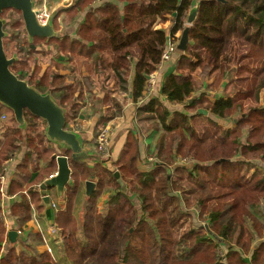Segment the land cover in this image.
<instances>
[{"label":"trees","instance_id":"trees-1","mask_svg":"<svg viewBox=\"0 0 264 264\" xmlns=\"http://www.w3.org/2000/svg\"><path fill=\"white\" fill-rule=\"evenodd\" d=\"M92 1L74 2L69 19L80 13L83 18L76 36L62 40L34 38L29 42L24 27L16 30L23 26L22 20L6 19L9 29L5 36L16 40L11 53L16 60L10 70L38 92L50 94L64 110L66 128L80 109L79 93L96 86V80L84 74L69 83L67 75L59 71L65 68L62 61L52 62L55 70L42 71L38 64L30 67L28 61L39 54L41 43L50 45L53 58L62 55L66 62L75 60L79 70L85 67L95 72L97 80L102 77L107 83L113 79L122 88L132 66L128 93L136 105L135 121L140 130L160 128L153 151L157 163L149 171L137 168L134 125L112 168L99 163L95 176L67 149L70 181L54 218L62 236V256V250L51 257L45 255L38 247L41 233L34 232L13 242L0 255V264H264V239L252 247L254 235L246 226L251 219V228L261 238L264 225L251 212L264 204V173L249 176L245 172L247 161L264 160V0H117L122 2L121 10L112 0L94 7ZM195 8L186 49L174 50L179 52L175 71L164 78L160 88L167 101L184 106L185 112L170 114L159 96L146 98V76L159 67L166 48L167 33L161 25L172 23L170 33L177 43L187 14ZM229 48L233 49L230 63L224 59ZM220 86L222 92L215 96L211 90ZM120 108L112 98L99 124L118 114ZM200 111L229 127L216 119H208L203 129L201 123L194 126L191 121ZM43 131L38 130L31 139H24L19 131L9 137L0 148V173L4 162L19 150L15 141L23 138L22 173L36 159H43L47 166L34 180L47 177L55 169L54 155L59 154L45 143ZM175 154L191 156L192 167L173 166ZM90 177L97 180L96 190L76 210L84 182ZM104 192L109 196L99 210L97 202ZM28 194L13 209L19 219L30 215L32 204L37 216L43 209L39 194L31 190ZM181 201L187 209L196 207L203 225L193 228L191 224L176 236L175 228L183 227L189 217ZM5 237L0 209V245ZM222 249L224 259L216 254Z\"/></svg>","mask_w":264,"mask_h":264},{"label":"crops","instance_id":"crops-1","mask_svg":"<svg viewBox=\"0 0 264 264\" xmlns=\"http://www.w3.org/2000/svg\"><path fill=\"white\" fill-rule=\"evenodd\" d=\"M44 0H34V3H43ZM46 6L49 8V11L51 12V15L55 13V16L52 19V25H53V31L55 33V36L50 39H57L62 40L65 36H76L77 27L80 25L81 20L83 18V13H80L79 15H76L74 20L69 19L68 11L74 4L76 0H45ZM50 1V2H49ZM107 0H93L91 2V6H98L102 2ZM115 4L118 5L119 10H121L122 2L117 0H112ZM64 16V19H67L68 22H66V26H68V32H59V25L58 20L59 18H62ZM63 26L62 24L60 27ZM162 28L165 29V32L167 33L170 31L171 25H165L164 23L161 25ZM29 41V40H28ZM31 42V41H29ZM94 42L88 43V45L93 44ZM42 45V43H41ZM40 45V46H41ZM44 46L38 47L37 51H40L39 54L41 55H47V54H53V51L51 50V47L49 44L45 43ZM179 56V53L172 57L171 59H168L164 63H162L152 74H155V83L152 87L150 94L146 97L151 96H159V99L162 101L163 105L166 107L167 111L170 114H173L174 111L178 112H185L184 106L182 104H172L169 101H167L163 96L160 95V88L163 83L164 78L173 73L175 71V63ZM54 61L60 62L62 61L65 65L64 69H60L61 74L67 75V81L71 84L75 83V78L81 77L82 75H88L90 77H93V79L96 80V86L93 88H90L89 90L83 89L79 95L80 99L78 100V103L80 104V109L77 113V115L74 118H70L68 122L66 123V129L74 132L79 136L81 139V151L79 159L81 161L85 162L93 171L94 176L96 172V166L100 163L101 165H104L106 167L112 168V163L114 160H116L119 156L120 150L123 147V144L125 142L127 133L132 130L133 125L136 130H133L135 135L138 138V150H139V158L137 160V168L140 171H149L152 169L155 164L157 163V159L154 156V142L157 137V135L160 133V128L155 127L153 129L148 130H140L139 126L137 125V122L135 121L136 116V105L133 102L132 98L130 97L131 90V82L133 79V67L131 66L130 74L126 80V83L123 84V87L120 85L115 84L114 80H108L107 83H105L102 79V77H99L100 79L97 80V76L95 75V72H91L89 70H86L85 67L78 69L76 66V61L74 60L72 63L66 62L62 55H57L55 58H53ZM40 65V64H38ZM41 67V66H40ZM52 68L55 70L54 66H49L48 68ZM47 68V69H48ZM42 69V67H41ZM46 70L45 68L42 69V71ZM213 78V77H210ZM209 78V79H210ZM211 80V79H210ZM209 80V81H210ZM213 80V79H212ZM212 82V81H211ZM113 84V85H112ZM213 86V83H212ZM211 86V87H212ZM222 87L219 88H212L211 91L215 96H218L221 94ZM125 91L126 93H123ZM148 92V89H147ZM212 93H210L212 95ZM78 94V91L75 92V95ZM126 94V95H125ZM113 95V96H112ZM125 96V98H124ZM105 98H108L106 101ZM112 98L116 99L117 102L121 105L120 111L118 114L110 118L109 120L103 122L105 123L102 127H108L110 130V126H112V123H116V125L112 128V130L109 132V138H110V157L109 160H102L97 155V149H96V135L100 128H97L99 124L98 115H100V112H107L110 109V101ZM83 99L84 103H81V100ZM94 110L95 113L91 114V111ZM189 115H192L194 113H188ZM29 115V114H28ZM4 116V117H2ZM31 116V115H29ZM26 117L24 116V123L18 124L11 111L0 104V148L4 144V142L11 136L16 135V131H19L22 133V136L24 139H31L35 138L36 132L43 131L42 135L45 137V143L51 145L57 154H64L66 150L62 149L59 145L56 143L51 142L47 139L45 136V129L46 125L45 122L41 119H38L36 117ZM193 120L191 121L192 124L196 127L199 126L201 123L202 129L204 126H207L208 119H216L218 123L224 124V127L228 126V123L221 121L218 118H214L213 115L209 114L207 111H200L198 113H195V116H193ZM79 120L84 123H80L78 125L79 129L75 126L73 123L74 121ZM118 120V121H117ZM23 139V138H22ZM18 139L15 141V145H19V150L15 152L11 157H9L2 167V173H0V209L2 213V220L3 225L6 230V237L1 242L0 245V255H4L9 249L12 242L7 237V232L10 230L20 231V234L17 232V240H25L31 233L39 232L41 233V242L38 244L39 249L48 257H51L53 252H59L61 251L62 242L59 240H56V235L51 233V227L55 226V212L57 211L59 205L63 204V198H64V189L62 194H60L56 187H50L46 188V195L49 197L50 205L46 206L43 201V197L40 193V186L39 184L42 181H45L47 177L50 174H54L57 171V164L55 161V169L48 174L47 177H44L42 180L35 181L37 175H39V172L44 169L47 166V161L43 159H39L32 164H36L35 168H32V164L28 165L26 168V173H22V169L19 167L20 162L24 156L26 145L24 144V140ZM67 153V152H66ZM144 159V160H143ZM174 164L177 163L176 156L174 158ZM173 165V166H175ZM192 167V165L190 166ZM248 171L250 174H254L257 172L264 173V167L263 166H249ZM91 180V177L87 179L86 181ZM70 181V180H69ZM95 186L92 192L96 190L97 187V180L93 179ZM19 182L21 185H19ZM31 190L33 192H36L39 194L40 203L43 206V209L41 211L40 216H37L35 207L32 204L31 205V212L30 215L23 218H18L16 215H13V209L15 208V205H20L22 200L28 199V191ZM108 194L106 192L102 193L101 196L98 199L97 207L99 210L103 208L105 205V202L108 199ZM84 197H87L85 193V182L83 185V191L80 198V201L78 202L76 210L80 207L82 203V199ZM54 203L56 207L54 208L51 204ZM75 210V212H76ZM75 212L72 214L74 216ZM264 232V229H263ZM61 242V243H60ZM49 244H52L55 246V250H52L49 246ZM18 248H22L21 246H18ZM60 254V253H59ZM253 255V251H251V256Z\"/></svg>","mask_w":264,"mask_h":264},{"label":"water","instance_id":"water-1","mask_svg":"<svg viewBox=\"0 0 264 264\" xmlns=\"http://www.w3.org/2000/svg\"><path fill=\"white\" fill-rule=\"evenodd\" d=\"M4 9L18 11L21 15L24 30L29 41L35 37L50 39L55 36L53 31V13L46 25H41L35 18L34 0H0V15ZM197 9H193L187 14L186 27L182 30L176 49L184 52L188 43L189 26L195 19ZM5 19L0 17V104L8 107L18 124L24 123L25 113L37 117L45 122V136L48 140L56 143L62 149L70 150L72 157L79 159L81 151V139L74 132L65 128L64 110L53 100L49 93L42 94L27 81L21 80L11 70L10 66L16 60L15 57H7L3 39L5 38ZM167 44V41H166ZM149 79V76H146ZM57 164L56 175L46 179L40 186L42 199L46 206L50 205V199L46 195V187H56L62 194L64 187L69 183L71 170L68 165V157L64 154L54 155ZM119 179V174L114 172ZM95 183L93 178L85 181V193L89 196ZM207 229V227H205ZM17 232L10 230L7 232L8 239L13 243L17 239Z\"/></svg>","mask_w":264,"mask_h":264},{"label":"rangeland","instance_id":"rangeland-1","mask_svg":"<svg viewBox=\"0 0 264 264\" xmlns=\"http://www.w3.org/2000/svg\"><path fill=\"white\" fill-rule=\"evenodd\" d=\"M50 2V1H49ZM37 4H41L40 2L39 3H37ZM38 6V5H37ZM37 6L35 5V9H37ZM174 16V15H173ZM0 17L1 18H3V19H9V20H15L16 21V19L17 20H19V21H21V15H20V13L18 12V11H14V10H11V9H4L2 12H1V15H0ZM12 17V18H11ZM171 20H172V18H171ZM66 22H68V20L67 19H64V16L62 17V18H59V20H58V25H59V32H68V26H66ZM63 25V26H61L60 27V25ZM162 24V23H161ZM164 24L167 26V25H171V27H172V23L170 22V21H165L164 22ZM185 25H186V23H185ZM9 29V24L8 23H6L5 25H4V31L5 30H8ZM23 29V26L21 25V26H18V28L16 29V30H22ZM8 34V33H7ZM181 34V33H180ZM180 34H179V36H180ZM22 36V35H21ZM6 37V39H5V53H6V55H7V57H15L16 58V56L15 55H12L11 53H12V51H13V49H14V45H15V43H16V40H10L9 39V36H5ZM35 38H39V37H35ZM180 38V37H179ZM179 40V39H178ZM177 43H178V41H177ZM44 45L42 44L41 46L39 45V47H40V49H41V47H43ZM176 46H177V44H176ZM16 48V47H15ZM178 51V50H177ZM179 52H172L171 54H170V56H169V58L168 59H171L172 57H174L175 55H177ZM54 58H55V56H54ZM232 58H233V49L232 48H229V50L225 53V56H224V59L228 62L229 61V63L231 62V60H232ZM167 59V60H168ZM167 60H165V61H167ZM54 61V59H53V56L51 55V54H47V55H41V54H36L32 59H30V61H28L29 63H30V67H32L33 68V66H35V65H37V64H40V66L42 67V69H47L50 65H53V62ZM165 61H163L162 63H164ZM161 63V64H162ZM160 64V65H161ZM159 65V66H160ZM32 82V81H31ZM113 85V84H112ZM123 93H126L125 91H123ZM126 95V94H125ZM113 96V95H112ZM124 98H125V96H124ZM4 107H6V106H4ZM7 109H9L8 107H6ZM9 111H11L10 109H9ZM94 114L95 113V111L94 110H92L91 111V114ZM106 113H108V112H103V111H101L100 112V115H98V119L102 116V115H104V114H106ZM25 116L26 117H28L29 115L27 114V113H25ZM29 117H31V116H29ZM84 120H82V121H79V120H76V121H74L73 123L75 124V126H78V125H80V123L82 122V123H84L83 122ZM118 121V120H117ZM115 122V121H114ZM112 123V126H110V130H112V128L116 125V123ZM105 123H100V124H98V126H97V128H99V127H102L103 125H104ZM229 127V125L227 126V127H224V128H228ZM104 128H106L108 131H110L109 130V128L106 126V127H102V128H100L99 129V131H98V133H100V131L101 130H103ZM98 133H97V135H98ZM109 133V132H108ZM96 135V136H97ZM110 137V136H109ZM96 139V138H95ZM175 156H176V159H177V163L178 164H174V161H173V165H175V166H184V167H187V168H190V166L194 163V160H193V158L191 157V156H180V154L179 155H177V154H175ZM110 157V156H109ZM109 157H100V159H102V160H109ZM186 160V161H183V160ZM144 160V159H143ZM248 162V164H246L245 165V168H246V170H245V172H246V174L247 175H251L250 173H249V169H248V167L249 166H255V165H258V166H263L264 167V160H257V159H254V160H251V161H247ZM254 174H259V175H261L262 173L261 172H257V173H254ZM119 180H120V178H119ZM185 206V204H184V202L183 201H181V208H182V210H183V212L185 213V214H188L189 215V217L187 216L186 217V221L184 222V225H183V227H179V228H175V230H174V234L177 236V235H179L181 232H182V230L184 229V228H186V227H188L189 225H191V224H193V228H197V227H199V226H201V225H203L200 221H199V219L197 218L198 217V215H197V213H198V210H196V207H192L191 206V208H189V209H187V208H185L184 207ZM188 211V212H187ZM190 211V212H189ZM252 214H253V216L260 222V223H262L263 225H264V204L263 203H261L258 207H254V209H252V212H251ZM189 222V223H188ZM251 219H247V222H246V226L248 227V229L249 230H251V232L253 233V235H254V242H253V245H252V247L256 244V243H258V242H260L262 239H264V232H263V229H262V236H261V238L260 237H258L257 236V234H256V232L251 228ZM71 232V228H69L68 229V233H67V237L69 236V233ZM57 240V239H56ZM62 241V240H61ZM61 243V242H60ZM49 246H50V248L52 249V250H55L56 248H55V246L54 245H52V244H49ZM61 250H62V252H60V254H61V256H62V254H63V247H61ZM216 254H217V256H218V258H223L224 259V250L222 249V250H218L217 252H216ZM249 259H251L252 258V256H251V252L248 254V256H247Z\"/></svg>","mask_w":264,"mask_h":264},{"label":"built area","instance_id":"built-area-1","mask_svg":"<svg viewBox=\"0 0 264 264\" xmlns=\"http://www.w3.org/2000/svg\"><path fill=\"white\" fill-rule=\"evenodd\" d=\"M41 3V2H40ZM46 1L44 0L41 4H35L34 3V11H35V18L37 22L41 25H46L49 21L51 12L49 11V8L46 6ZM35 5L37 6V9H35ZM167 44L166 48L161 56V63L165 60H167L170 56V54L176 49V42L174 41V36L170 33V31L167 32ZM149 87H148V95L150 94L154 83H155V74H150L148 79ZM147 95V96H148ZM4 117V116H2ZM78 129L79 127L76 126ZM110 138L109 133L106 128L100 131L98 135L96 136V149H97V156L98 157H109L110 156ZM183 161H186L185 159ZM56 175V172L54 174H50L47 179L52 178ZM54 208L56 205L54 203L51 204ZM18 234H20V231H17ZM51 233L56 235V239L61 241L62 236L59 233V230L56 226L51 227Z\"/></svg>","mask_w":264,"mask_h":264},{"label":"flooded vegetation","instance_id":"flooded-vegetation-1","mask_svg":"<svg viewBox=\"0 0 264 264\" xmlns=\"http://www.w3.org/2000/svg\"><path fill=\"white\" fill-rule=\"evenodd\" d=\"M51 16V15H50ZM50 19V18H49ZM27 39H28V37H27Z\"/></svg>","mask_w":264,"mask_h":264}]
</instances>
